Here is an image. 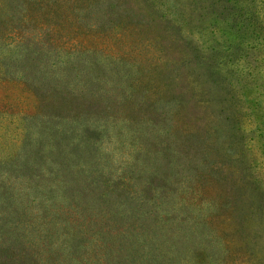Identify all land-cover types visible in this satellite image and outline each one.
Here are the masks:
<instances>
[{"label":"rangeland","instance_id":"374dc122","mask_svg":"<svg viewBox=\"0 0 264 264\" xmlns=\"http://www.w3.org/2000/svg\"><path fill=\"white\" fill-rule=\"evenodd\" d=\"M45 2L24 8L25 23L0 17L3 41L19 42L5 56L12 75L0 79V156L35 155L19 149L22 131L39 128L33 115L101 108L112 121L105 146L134 160L136 183L151 171L153 184L175 189V202L215 228L217 256L249 245L264 257V152L255 137L264 132V42L229 58L219 32L225 0ZM263 3L251 2L262 18ZM54 69L70 81L66 99ZM240 256L238 264L253 262Z\"/></svg>","mask_w":264,"mask_h":264},{"label":"trees","instance_id":"16d2710c","mask_svg":"<svg viewBox=\"0 0 264 264\" xmlns=\"http://www.w3.org/2000/svg\"><path fill=\"white\" fill-rule=\"evenodd\" d=\"M230 1L223 6L228 23L219 32L233 60L263 46L264 18L253 0ZM34 4L38 0H0V17L19 16L18 23H25L23 10ZM1 34L0 79H7L12 68L5 56L19 42L11 45ZM52 73L59 96L73 95L70 81L55 69ZM97 110L33 115L39 128L34 136L22 131L19 149L30 146L35 155L0 156V264H238L240 255L253 261L248 264H264L249 245L228 260L217 256L221 238L211 222L191 217L183 198L175 202V189L152 183L153 172L144 184L136 183L141 170L132 158L105 146L112 143V121ZM256 130L264 152V132ZM117 168L119 173L112 171Z\"/></svg>","mask_w":264,"mask_h":264}]
</instances>
